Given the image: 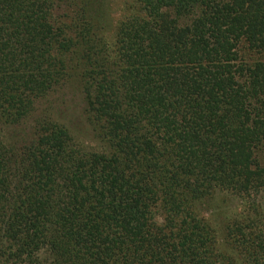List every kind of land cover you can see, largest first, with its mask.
I'll return each mask as SVG.
<instances>
[{
  "label": "trees",
  "instance_id": "16d2710c",
  "mask_svg": "<svg viewBox=\"0 0 264 264\" xmlns=\"http://www.w3.org/2000/svg\"><path fill=\"white\" fill-rule=\"evenodd\" d=\"M89 5L0 0V264H264V0Z\"/></svg>",
  "mask_w": 264,
  "mask_h": 264
},
{
  "label": "rangeland",
  "instance_id": "374dc122",
  "mask_svg": "<svg viewBox=\"0 0 264 264\" xmlns=\"http://www.w3.org/2000/svg\"><path fill=\"white\" fill-rule=\"evenodd\" d=\"M90 2L89 12L91 15L96 17L98 25L105 27V33L109 38V41L113 38V32L119 22L124 20L131 11H127V6L132 4L135 0H88ZM75 100V104L79 105L80 100L76 97L70 96ZM59 96L49 98L47 102L58 100L59 102H54L52 104H61L62 109L66 110V115L70 117L69 122L78 119L80 116L81 109L75 104H72L69 99H64L60 101ZM43 104V103H42ZM46 105H48L46 103ZM47 107V106H45ZM72 123V122H71ZM80 140L84 142H89V136L80 135L78 136ZM215 201L210 205L204 207V210H200L201 217H204L205 220H208L212 223L214 227L218 226L222 220L218 218V215L221 213L223 219L233 218L234 216H239L242 211L248 212V201H243L238 197L228 198L222 194H217L215 196ZM259 203L264 208V195L263 197L257 199ZM251 202V201H250ZM220 211V212H219Z\"/></svg>",
  "mask_w": 264,
  "mask_h": 264
}]
</instances>
